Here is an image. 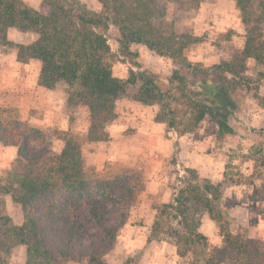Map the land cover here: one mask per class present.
Here are the masks:
<instances>
[{"label":"trees","instance_id":"1","mask_svg":"<svg viewBox=\"0 0 264 264\" xmlns=\"http://www.w3.org/2000/svg\"><path fill=\"white\" fill-rule=\"evenodd\" d=\"M99 1L100 12L79 0H43L39 10L24 0H0V56L15 52L20 63L37 62L38 85L64 96L68 117L67 129L52 134L18 116L0 114V143L18 151L11 168L0 175V264H11L17 246H26V264H107L102 256L146 185L137 168L88 176L82 147L110 140L108 129L118 119L119 103L158 107L154 121L178 137L210 120L223 139L234 134L242 112L240 89L259 94L263 85L243 82L248 71L264 79V0H234L243 14L244 47L231 61L211 67L187 57L200 37L158 24L157 0ZM254 1L258 11L249 16L247 6ZM112 26L119 32L121 55L130 56L133 45H143L173 61L166 83L142 69L131 70L126 79L114 75L116 55L108 39ZM12 28L25 35L23 42L10 40ZM82 109L90 124L80 137L74 126ZM258 132L264 135V129ZM54 137L64 143L60 154L54 151ZM184 171L173 186L172 201L156 208L149 241L171 240L179 257H191L189 264H264V243L230 219L221 186L194 168ZM9 196L21 208L20 226L4 214ZM252 199L264 201V191ZM204 214L219 228L222 247L210 245L200 231ZM124 264L136 263L129 258Z\"/></svg>","mask_w":264,"mask_h":264},{"label":"rangeland","instance_id":"2","mask_svg":"<svg viewBox=\"0 0 264 264\" xmlns=\"http://www.w3.org/2000/svg\"><path fill=\"white\" fill-rule=\"evenodd\" d=\"M24 1L30 2L39 9L43 0ZM79 1L89 10L100 12L102 9L99 0ZM227 1V3H218V0H157L158 11L155 15L158 17V24L162 23L164 27H169L178 33L191 32L200 37L202 42L192 46L186 53L187 57L193 63H201L205 67H211L215 64L231 61L243 49L245 43V26L240 21L243 14L237 12L236 8L230 4L231 0ZM257 1L247 6V15H254L258 11ZM14 33L19 35L14 36V39L19 40L22 37L21 42L25 39V36L19 30ZM118 37V30L112 26L108 33V39L112 52L116 55L112 59L113 73L116 77L126 79L131 70L138 71L142 69L157 75L162 83L167 82L175 68L171 59L159 56L143 45H133L131 47L133 54L130 56L121 55L117 42ZM31 63L34 71L39 70L37 62L33 61ZM253 65L254 62L252 61L248 63V67H253ZM245 75L249 77L246 82H243L246 86L251 84V87L254 85V88H256L258 85H263L258 89L260 90L259 94L256 93L258 98L254 94L256 89L255 92L247 91V87L240 89L238 97L242 103V112L234 123L235 132L233 135L225 136L223 139L219 138L217 135L218 128L210 120L202 122L199 129L194 133L182 137H178L173 132L166 133L164 125L163 139L173 141V144L169 146L170 151L164 157L163 154L158 153L156 168H151L154 158L152 159L149 156H142L139 160V167H136L143 174L146 188L148 180L156 179L158 194L142 193L137 202L128 208V222L117 232L112 246L102 256L107 264H124L129 258H133L136 264H189L191 262L190 256L183 259L179 258L177 248L171 240L149 241L151 228H148L155 219L156 208L164 204L162 199L167 198V203L172 201L173 186L177 184L179 178L185 175L184 169L187 167H197V169H194L198 170L201 176L209 178L215 184L221 186L228 212L236 203H245L250 212L245 224L250 223L249 226L254 232V228L260 227L263 234L264 215L260 217V214L264 212V206L257 209L256 204L252 201V196L257 191H264V165L262 164L264 135L258 132L260 129H264V79L252 74L251 71H248ZM59 99L56 98L55 101L58 106H60ZM1 109L8 111L0 113L3 117L12 115L21 119L16 107H0ZM140 109H127L125 103H119L117 106L119 115L130 112L139 119L142 115L149 118L155 117L158 112L156 106L149 107L148 112L144 114L143 112L140 113ZM38 113L39 111L36 109L31 110L30 115L33 118L26 124L33 128L44 129L52 134L66 130H60L58 116L51 117L52 123L48 124V128L43 127L42 121L45 120V117L38 115ZM113 125L114 123L110 128ZM63 126L67 127L64 123L62 128ZM88 128L89 114L86 109H82L79 120L74 126V133L83 137L86 135ZM178 138H184L187 141L180 145ZM61 147L62 143L57 137H54V151L57 154L60 153ZM259 148H262L261 154L256 153ZM166 150L164 148V151ZM5 155L0 151L1 157L5 158ZM109 158L104 162L105 155L102 156L100 171H95L92 168L93 166H87V175L114 173L122 167L119 162ZM5 163L3 162V164ZM150 169H155V173H152ZM7 171L3 170L1 172L4 174ZM261 202L264 205V201ZM11 210L13 219L18 220V210L15 207ZM242 212L245 213L243 210H238L239 219L242 218ZM230 219L236 221V217H230ZM127 224L128 227H132L131 230L124 229ZM239 227L246 230L248 226L242 224ZM218 231H220L219 228ZM247 231L250 235V231ZM256 240L264 243V237ZM17 255H21V253ZM78 264H89V262L84 260Z\"/></svg>","mask_w":264,"mask_h":264},{"label":"crops","instance_id":"3","mask_svg":"<svg viewBox=\"0 0 264 264\" xmlns=\"http://www.w3.org/2000/svg\"><path fill=\"white\" fill-rule=\"evenodd\" d=\"M225 2L227 0H218V3ZM33 8L39 10L37 7L33 6L30 2H27ZM230 4L236 8L237 12L240 13V10L236 6V2L234 0L230 1ZM241 24L243 23L242 20ZM236 25V24H235ZM17 29L9 30V38L10 40L21 43L22 37L19 40L14 39L13 37L19 36L14 32ZM22 33V32H21ZM23 34V33H22ZM24 35V34H23ZM25 36V35H24ZM245 38V36H244ZM25 40V39H24ZM23 40V41H24ZM22 41V42H23ZM245 42V41H244ZM244 47V46H243ZM38 77L39 70H33L32 63L24 64L20 63L17 60L16 53H11L9 55L0 56V107H16L20 114V117L25 122H30V119L33 118L30 113L31 110L36 109L39 111L38 115L44 116L45 120L42 121V126L48 128V124L52 123L51 117L58 118V124L60 130L67 129L68 127V117L64 111L65 98L64 96L56 91H51L46 88H43L38 85ZM56 98H60V106L55 103ZM127 109H136L141 108V112L147 113L148 108L150 106H142L134 103H125ZM60 113V114H59ZM119 114V113H118ZM79 120V119H78ZM78 122V121H77ZM32 123V122H31ZM66 124L65 128L62 125ZM90 124V122H89ZM41 125V124H40ZM129 130V131H128ZM88 131V130H87ZM86 131V132H87ZM110 134V140L107 142H98V143H85L83 144V159L85 164V171L87 166H93L92 168L95 171H100L102 168L101 158L105 155L104 162L109 159H114L116 162H119L122 167L128 168H138L139 160H141L142 156H149L153 159V165L151 168H156L155 165L158 161V153L163 154V157L166 156L167 152L170 151L169 146H171L173 141H169L167 139H163L164 125L156 123L154 121V116L149 118L145 115H142L141 118H136L130 112H125L123 115H119L118 119L114 122L112 128L108 129ZM180 141V145L187 140L184 138H178ZM62 143V147L60 153L64 147V143ZM166 143H163V142ZM165 146V147H164ZM174 147V145H173ZM164 148L166 151H164ZM0 151L5 155V158L0 156V173L3 170H9L11 168V164L14 159L18 156L17 148L15 147H5L0 143ZM164 152L165 155H164ZM58 153V154H60ZM162 156V155H161ZM3 162H6L3 164ZM8 162V163H7ZM190 166V165H187ZM196 168L197 167H193ZM200 170V169H199ZM150 171L155 173V169H150ZM3 174V173H2ZM1 174V175H2ZM147 188L145 192L148 194H158V183L156 179H150L147 181ZM163 189V187H162ZM236 192V191H235ZM227 196V195H226ZM256 204V208H263L261 201L252 200ZM163 203H167L168 199L163 198ZM15 207L18 212V220H14L12 216V208ZM249 208L245 203L238 204L230 208L229 214L232 218L236 217V223L239 225H246V230L250 231V237L252 239H262L264 237V231L262 234V229L260 227L254 228L255 232L252 231V228L249 226L250 223L245 224V220L249 218ZM243 210L242 218L239 219L238 210ZM247 209V210H246ZM21 212V213H20ZM5 215H9L15 225H22L23 223V214L19 205L15 204L12 198L9 196L6 198V206H5ZM261 215V216H260ZM258 214V216L262 217V214ZM154 219V218H153ZM129 220V216H128ZM127 220V222H128ZM155 220V219H154ZM152 222V225L154 223ZM130 222H132L130 220ZM152 225L148 228H152ZM253 225V224H251ZM124 227V226H123ZM127 226L124 229L131 230V226ZM200 231L208 238L210 245L222 247L224 245L223 237L218 231L217 226L211 220L208 214H204L202 216V224L200 227ZM21 253V255H17ZM183 259L182 257H179ZM11 264H26L27 263V248L26 246H17L12 249L11 252Z\"/></svg>","mask_w":264,"mask_h":264}]
</instances>
